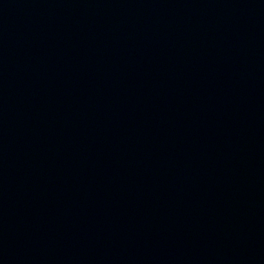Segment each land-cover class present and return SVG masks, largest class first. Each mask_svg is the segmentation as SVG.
Segmentation results:
<instances>
[{
  "label": "water",
  "instance_id": "obj_1",
  "mask_svg": "<svg viewBox=\"0 0 264 264\" xmlns=\"http://www.w3.org/2000/svg\"><path fill=\"white\" fill-rule=\"evenodd\" d=\"M264 0H0V264H218Z\"/></svg>",
  "mask_w": 264,
  "mask_h": 264
}]
</instances>
